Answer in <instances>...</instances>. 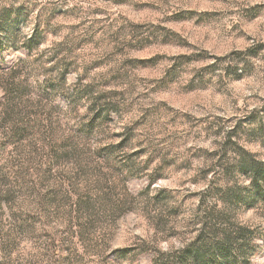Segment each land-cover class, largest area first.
Returning a JSON list of instances; mask_svg holds the SVG:
<instances>
[{
    "label": "clouds",
    "instance_id": "clouds-1",
    "mask_svg": "<svg viewBox=\"0 0 264 264\" xmlns=\"http://www.w3.org/2000/svg\"><path fill=\"white\" fill-rule=\"evenodd\" d=\"M0 264H264V0H0Z\"/></svg>",
    "mask_w": 264,
    "mask_h": 264
},
{
    "label": "rangeland",
    "instance_id": "rangeland-1",
    "mask_svg": "<svg viewBox=\"0 0 264 264\" xmlns=\"http://www.w3.org/2000/svg\"><path fill=\"white\" fill-rule=\"evenodd\" d=\"M25 133H26V130L25 129H21L20 132H19V135L21 137H23L25 135Z\"/></svg>",
    "mask_w": 264,
    "mask_h": 264
}]
</instances>
